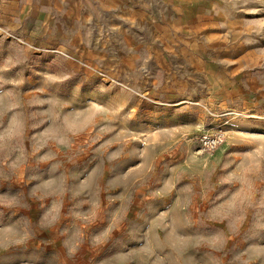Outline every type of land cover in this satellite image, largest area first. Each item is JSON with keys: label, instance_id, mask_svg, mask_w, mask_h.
Wrapping results in <instances>:
<instances>
[{"label": "rangeland", "instance_id": "rangeland-1", "mask_svg": "<svg viewBox=\"0 0 264 264\" xmlns=\"http://www.w3.org/2000/svg\"><path fill=\"white\" fill-rule=\"evenodd\" d=\"M56 1L0 0V264H264V0Z\"/></svg>", "mask_w": 264, "mask_h": 264}, {"label": "crops", "instance_id": "crops-1", "mask_svg": "<svg viewBox=\"0 0 264 264\" xmlns=\"http://www.w3.org/2000/svg\"><path fill=\"white\" fill-rule=\"evenodd\" d=\"M56 3L58 12L67 15L71 25L82 23L85 15L91 14L105 15L106 25H204V16L215 17L220 5L217 0H57Z\"/></svg>", "mask_w": 264, "mask_h": 264}]
</instances>
